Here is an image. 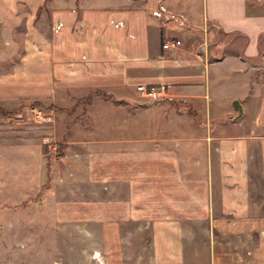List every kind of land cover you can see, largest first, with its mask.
Listing matches in <instances>:
<instances>
[{
	"label": "crops",
	"instance_id": "0c3cea01",
	"mask_svg": "<svg viewBox=\"0 0 264 264\" xmlns=\"http://www.w3.org/2000/svg\"><path fill=\"white\" fill-rule=\"evenodd\" d=\"M166 1L200 31L133 0H0V110L39 103L73 127L86 115L115 117L98 136L70 129L53 159V221L80 246L68 254L84 263L96 251L109 255L105 264H264V0ZM209 26L240 36L241 49L219 54ZM171 39L180 46L163 49ZM237 68L236 91L221 100L220 78ZM163 84L175 92L161 101L177 103L161 107L158 132L134 123L119 133V111L135 115L136 86ZM93 91L125 102L80 101ZM77 105L85 113L72 116Z\"/></svg>",
	"mask_w": 264,
	"mask_h": 264
},
{
	"label": "rangeland",
	"instance_id": "374dc122",
	"mask_svg": "<svg viewBox=\"0 0 264 264\" xmlns=\"http://www.w3.org/2000/svg\"><path fill=\"white\" fill-rule=\"evenodd\" d=\"M133 1L136 5L148 4L151 10L167 3L166 0ZM175 25L200 31V25H193L191 22L184 26L177 23ZM207 29L211 32L208 41L221 43L219 54L235 53L241 49L243 39L240 36L222 34L212 26ZM240 76L241 72L237 68L227 71L220 78L218 90L221 100L236 91L234 89ZM236 96L240 100L241 95ZM112 98L119 104L125 102L122 97ZM128 102L134 105L135 115L131 120L121 117L119 111L118 131L121 134H130L131 125L134 123H139V129L144 128L146 133H157L161 126V107L177 103L161 100L142 103L136 97ZM142 104L145 109L140 108ZM96 106L97 102L91 108ZM227 106L231 108V101ZM31 107L41 110L40 118L27 112ZM72 113V116L76 113L83 114L85 109H80L77 105ZM66 114L55 109L48 111L33 104L24 106V109L0 110V264H105L109 257L106 253L93 251L86 255L87 261L84 263L82 254L67 253L68 245L79 246V240L63 238L53 221L50 204L54 203L60 190H55L52 185L59 183L61 177L56 178L51 165L53 159L58 160L61 138L68 136L70 129L74 128L83 134L80 136L90 132L98 136L97 133L102 129H112L115 117L100 120L94 114L89 115V118L86 115L73 127L68 125L70 118ZM48 145L55 146L56 149L49 150ZM111 240L108 239V243ZM83 242L81 240V245Z\"/></svg>",
	"mask_w": 264,
	"mask_h": 264
},
{
	"label": "built area",
	"instance_id": "2783aa9c",
	"mask_svg": "<svg viewBox=\"0 0 264 264\" xmlns=\"http://www.w3.org/2000/svg\"><path fill=\"white\" fill-rule=\"evenodd\" d=\"M153 16L158 19H166L172 20L173 22L177 23L179 26H184L190 23V20L185 17L183 14H173L169 10L165 9L162 5H159L157 10L153 12ZM180 46V41L178 39H171L166 40L162 43L163 49H171ZM173 85H159V86H144V85H137L136 90L139 93V101H159V100H171L174 98V89ZM28 113H32L35 118H40L42 113L41 110L37 107H31L27 109ZM49 150H55V146L48 145Z\"/></svg>",
	"mask_w": 264,
	"mask_h": 264
},
{
	"label": "trees",
	"instance_id": "16d2710c",
	"mask_svg": "<svg viewBox=\"0 0 264 264\" xmlns=\"http://www.w3.org/2000/svg\"><path fill=\"white\" fill-rule=\"evenodd\" d=\"M39 11H40V9H39ZM36 16H38V12H37V14H36ZM92 94H98V95H100L103 99H105V100H111V99H113L112 97V95H110V94H106V93H104V92H100V91H93L92 93H91V95L89 94L86 98H84V99H82V100H80L81 102H84V103H89L90 101H91V97H92ZM113 102H117V100H114L113 99ZM118 103V102H117ZM35 106H40L39 105V103H33ZM190 113H191V110L189 111ZM192 114H194V113H192ZM62 146L60 145L59 146V148H58V152H59V154H61V151H62Z\"/></svg>",
	"mask_w": 264,
	"mask_h": 264
},
{
	"label": "water",
	"instance_id": "95a60500",
	"mask_svg": "<svg viewBox=\"0 0 264 264\" xmlns=\"http://www.w3.org/2000/svg\"><path fill=\"white\" fill-rule=\"evenodd\" d=\"M141 106L144 107L145 105L142 104ZM233 107H234V109H238V110H240V108H239V103H238L236 100L233 101Z\"/></svg>",
	"mask_w": 264,
	"mask_h": 264
}]
</instances>
